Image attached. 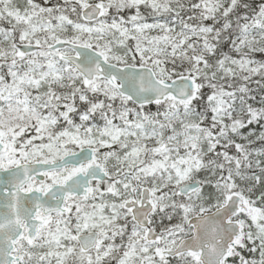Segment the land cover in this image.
I'll list each match as a JSON object with an SVG mask.
<instances>
[{"label":"snow or ice","instance_id":"obj_1","mask_svg":"<svg viewBox=\"0 0 264 264\" xmlns=\"http://www.w3.org/2000/svg\"><path fill=\"white\" fill-rule=\"evenodd\" d=\"M0 264H264V0H0Z\"/></svg>","mask_w":264,"mask_h":264},{"label":"trees","instance_id":"obj_2","mask_svg":"<svg viewBox=\"0 0 264 264\" xmlns=\"http://www.w3.org/2000/svg\"><path fill=\"white\" fill-rule=\"evenodd\" d=\"M149 22H151V21H149ZM256 58L261 59L262 57L260 56V54H257ZM255 79H259V77H256ZM251 87L254 90V94H256L257 97L259 98V89L257 88V86L255 84H252Z\"/></svg>","mask_w":264,"mask_h":264},{"label":"rangeland","instance_id":"obj_3","mask_svg":"<svg viewBox=\"0 0 264 264\" xmlns=\"http://www.w3.org/2000/svg\"><path fill=\"white\" fill-rule=\"evenodd\" d=\"M258 59V58H257Z\"/></svg>","mask_w":264,"mask_h":264}]
</instances>
